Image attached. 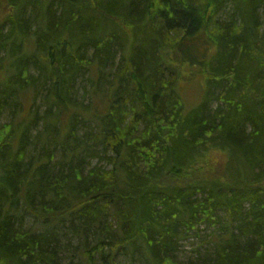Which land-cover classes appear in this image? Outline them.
Masks as SVG:
<instances>
[{
  "label": "trees",
  "instance_id": "1",
  "mask_svg": "<svg viewBox=\"0 0 264 264\" xmlns=\"http://www.w3.org/2000/svg\"><path fill=\"white\" fill-rule=\"evenodd\" d=\"M0 264H264V0H0Z\"/></svg>",
  "mask_w": 264,
  "mask_h": 264
},
{
  "label": "rangeland",
  "instance_id": "2",
  "mask_svg": "<svg viewBox=\"0 0 264 264\" xmlns=\"http://www.w3.org/2000/svg\"><path fill=\"white\" fill-rule=\"evenodd\" d=\"M203 94L204 87L199 77L189 82H185L181 87V95L185 103V109L188 111L196 107L201 102ZM36 105L38 106V111L40 113L43 112V108H41V103L39 101L36 103ZM6 119L7 116L4 115L2 118V123L5 122ZM40 127L41 126H39L38 129H40ZM213 230L214 229L211 226L202 225L198 233L199 236L195 237L193 234H190L191 236L188 239L180 243V249L175 256L177 257V261L184 263L189 259H193V257H195L193 250L198 249L199 247L200 250H209L212 247V244L203 243V241L212 239V233L214 232Z\"/></svg>",
  "mask_w": 264,
  "mask_h": 264
},
{
  "label": "bare ground",
  "instance_id": "3",
  "mask_svg": "<svg viewBox=\"0 0 264 264\" xmlns=\"http://www.w3.org/2000/svg\"><path fill=\"white\" fill-rule=\"evenodd\" d=\"M15 17V16H14ZM19 35V34H18ZM18 38V37H17ZM184 108V107H183Z\"/></svg>",
  "mask_w": 264,
  "mask_h": 264
}]
</instances>
